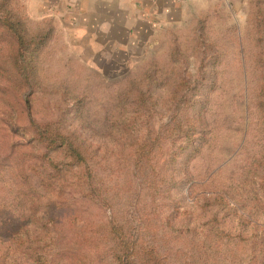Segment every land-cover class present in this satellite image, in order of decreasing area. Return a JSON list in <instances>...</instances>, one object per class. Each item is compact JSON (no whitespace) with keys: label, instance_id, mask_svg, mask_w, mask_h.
<instances>
[{"label":"rangeland","instance_id":"1","mask_svg":"<svg viewBox=\"0 0 264 264\" xmlns=\"http://www.w3.org/2000/svg\"><path fill=\"white\" fill-rule=\"evenodd\" d=\"M42 12L0 0L27 38L51 35L27 83L0 26V264H117L109 220L147 247L139 264H264V0L214 5L107 60ZM31 118L88 168H48L71 160L43 157Z\"/></svg>","mask_w":264,"mask_h":264},{"label":"crops","instance_id":"2","mask_svg":"<svg viewBox=\"0 0 264 264\" xmlns=\"http://www.w3.org/2000/svg\"><path fill=\"white\" fill-rule=\"evenodd\" d=\"M243 1L37 0L43 12L36 18L52 17L65 39L71 42V35L78 38L74 46L79 51L84 49L91 58L107 60L111 54H125L136 46L150 45L165 30L214 5L238 6ZM63 19L68 20L70 27Z\"/></svg>","mask_w":264,"mask_h":264},{"label":"trees","instance_id":"3","mask_svg":"<svg viewBox=\"0 0 264 264\" xmlns=\"http://www.w3.org/2000/svg\"><path fill=\"white\" fill-rule=\"evenodd\" d=\"M42 21L51 23L48 25V27H50L52 30H54L53 28L57 26L55 20L52 17L41 18L38 22ZM0 26H2L4 30L10 32L15 38L17 48L15 51V60H20L21 65H18V69H21L23 81L28 83L30 81L29 74L33 70L35 58L42 48H44L48 38H50V32H48V30L46 32L39 30L36 35L27 38L24 33H21L19 23H17V21H11L8 18L0 19ZM26 106L27 108H30V103L28 100H26ZM29 122L31 128L35 131L38 143H40L45 149L43 157L48 154V151L54 152L55 150H58L61 154H63V157H67L71 160L70 162H67L69 167L63 168V162L55 160L54 158L47 159L49 165H47L48 168L50 167V169L56 172H60L62 170L66 172L72 168H79L80 166H83L86 169L88 168L87 159L84 155V152L78 147V145L69 135L60 132L57 128L52 127L49 124L37 123L32 118L29 120ZM193 134V131H185L186 137H190ZM197 149L199 148H194L193 151H196ZM141 151H144L142 146H138V148L135 149L136 154L139 156L143 154ZM86 171L89 172V170ZM85 183L86 185L92 186L90 174L85 180ZM105 226H107L106 229L109 231L115 241L114 259L116 263L139 264L143 259L141 255L144 257L147 247H138L131 235L128 234V232L124 230L122 226L115 224L113 220H109ZM21 227L22 226H19L17 230H14L12 235L19 233ZM5 231L9 234V230L7 228ZM153 251L154 249L150 247L149 253ZM155 264L157 263L155 262Z\"/></svg>","mask_w":264,"mask_h":264}]
</instances>
